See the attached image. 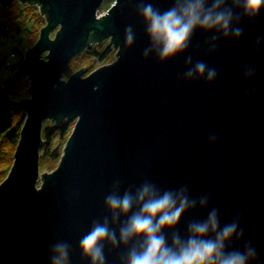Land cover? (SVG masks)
Wrapping results in <instances>:
<instances>
[{
  "label": "water",
  "instance_id": "water-1",
  "mask_svg": "<svg viewBox=\"0 0 264 264\" xmlns=\"http://www.w3.org/2000/svg\"><path fill=\"white\" fill-rule=\"evenodd\" d=\"M18 1L37 3L45 24L0 88V106L25 115L0 182V264H51L56 241L68 243L69 264H90L80 240L110 218L105 196L117 181L123 191L145 180L207 195L222 219L239 218L264 264V11L240 20L238 38L197 29L186 49L161 60L144 55L141 0H113L105 11L103 0ZM152 3L164 9L173 0ZM105 39L113 61L62 77L74 55ZM197 61L216 76H187ZM21 76L28 95L11 99L7 89ZM64 119L74 122L63 152L39 175L43 123ZM205 214L189 210L175 230ZM124 251L105 244L106 264H120Z\"/></svg>",
  "mask_w": 264,
  "mask_h": 264
},
{
  "label": "clouds",
  "instance_id": "clouds-1",
  "mask_svg": "<svg viewBox=\"0 0 264 264\" xmlns=\"http://www.w3.org/2000/svg\"><path fill=\"white\" fill-rule=\"evenodd\" d=\"M138 11L150 41L144 55L153 52L166 60L186 49L197 29L240 37V20L258 16L264 11V0H173L164 9L154 6L152 0H141ZM127 31L131 43V26ZM193 73L212 80L216 69L197 61L187 76ZM104 203L110 218L94 222L80 240L90 264H106L105 244L125 249L120 264H260L259 250L244 239L239 218L222 219L217 207H209L207 195L194 196L186 186L162 189L145 180L121 191L117 181ZM196 208L206 214L190 220L183 233L176 231L181 217ZM50 261L69 264L67 242L52 244Z\"/></svg>",
  "mask_w": 264,
  "mask_h": 264
},
{
  "label": "trees",
  "instance_id": "trees-1",
  "mask_svg": "<svg viewBox=\"0 0 264 264\" xmlns=\"http://www.w3.org/2000/svg\"><path fill=\"white\" fill-rule=\"evenodd\" d=\"M112 0H105L100 10L106 9ZM99 10V11H100ZM30 22V24H29ZM45 24V19L40 14L39 8L35 4L18 3L16 11H12L11 5L7 8L0 6V38H11L14 42L12 56L6 58V64L12 60L9 70L13 71L19 64L18 57L22 56L25 46L31 45L38 37L41 27ZM114 48L108 44V40L89 43L80 53L74 55L63 70L62 77L67 78L74 71L85 67L86 72H91L103 62L109 60L114 54ZM21 58V57H20ZM8 70V71H9ZM8 77L1 79L4 84ZM29 80L27 76H21L9 86L7 94L11 99H19L27 96ZM25 118L23 111H16L0 106V179L6 175L11 161L13 151L19 138V132ZM73 125V120H63L57 126L49 120L42 128V147L40 154V164L44 169H50L57 162L62 147Z\"/></svg>",
  "mask_w": 264,
  "mask_h": 264
},
{
  "label": "rangeland",
  "instance_id": "rangeland-1",
  "mask_svg": "<svg viewBox=\"0 0 264 264\" xmlns=\"http://www.w3.org/2000/svg\"><path fill=\"white\" fill-rule=\"evenodd\" d=\"M103 2H105V0H103ZM112 2V1H111ZM111 2H110V4H111ZM18 3H20L18 0H14L10 5H11V9H12V11H16V7H17V5H18ZM110 4L107 6V8H109V6H110ZM8 6H5V7H3V8H7ZM103 11V10H102ZM29 24H30V22H29ZM57 29V28H56ZM56 29L54 30V31H52L51 33H50V36L52 37V36H54V34H55V32H56ZM13 45H14V42L11 40V38H7L6 36L5 37H2V38H0V81H2L1 79H3V78H6V77H10L12 74H13V72L16 70V68L13 70V71H10L9 70V68L8 67H10V65H11V63H12V60L14 59H10L9 60V62L10 63H8V64H6V58H8L9 57V53H10V51L12 50V47H13ZM29 46V45H28ZM28 46H25V48L26 47H28ZM25 48H24V50H25ZM114 52V51H113ZM115 59V52H114V54H113V56L109 59V60H107L106 62H103V63H101V64H104V63H108V62H111V61H113ZM100 64V65H101ZM9 70V71H8ZM2 85V82L0 83V86ZM28 93V92H27ZM28 95V94H27ZM47 121H49V120H45L44 121V123H43V125L44 124H46L47 123ZM74 122V121H73ZM41 150V149H40ZM51 170V169H50ZM49 169H41L40 170V173H42L43 171L44 172H48V171H50Z\"/></svg>",
  "mask_w": 264,
  "mask_h": 264
},
{
  "label": "bare ground",
  "instance_id": "bare-ground-1",
  "mask_svg": "<svg viewBox=\"0 0 264 264\" xmlns=\"http://www.w3.org/2000/svg\"><path fill=\"white\" fill-rule=\"evenodd\" d=\"M112 1H113V0H112ZM111 3H112V2H111ZM102 4H103V3H102ZM35 5H37V7L39 8V5H38L37 3H36ZM8 6H9V5H8ZM101 6H102V5H101ZM106 9H107V8H106ZM106 9H103V11H105ZM39 11H40V8H39ZM100 11H102V10H100ZM40 13H41V12H40ZM43 17H44V16H43ZM44 19H45V18H44ZM38 34H39V33H38ZM38 34H37V35H38ZM105 40H108V39H105ZM111 46H112V45H111ZM24 52H25V51L23 50V54H22V56H20L21 58L18 57L20 61H21V60L23 59V57H24ZM44 54H45V53H44ZM44 54H43V55H44ZM9 55H10V56L13 55L11 51H10ZM19 63H20V62H19ZM7 80H8V79H7ZM6 83H7V81H6L4 84H2V85L0 86V88L3 87ZM12 84H13V83H12ZM12 84H10V85H12ZM10 85H9V86H10ZM8 88H9V87H8ZM7 90H8V89H7ZM64 120H65V119H64ZM73 121H74V120H73ZM43 126H44V125H43ZM63 147H64V146H63ZM63 147H62V152H63ZM14 150H15V148H14ZM62 152H61V154H62ZM40 154H41V150H40ZM61 154H60V156H61ZM13 155H14V151H13ZM13 155H12V156H13ZM60 156H59V158H60ZM59 158L57 159V162L53 165V167L50 168L51 170H52V169L54 170V168L56 167V165H57V163H58ZM12 161H13V160H12ZM12 161H11V165H10L8 171L6 172V175L8 174V172H9L11 166H12V163H13ZM41 169H44V168L41 167V164H40V158H39V172H38L39 175L43 173V172L40 173V170H41ZM50 169H49V170H50ZM51 170H50V171H51ZM46 172H47V171H46ZM48 172H49V171H48ZM6 175L3 176V177L0 179V182L6 177Z\"/></svg>",
  "mask_w": 264,
  "mask_h": 264
}]
</instances>
